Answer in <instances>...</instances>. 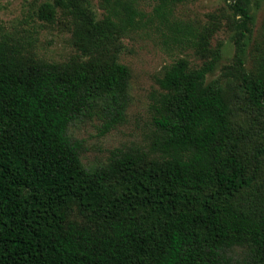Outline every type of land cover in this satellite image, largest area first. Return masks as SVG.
Masks as SVG:
<instances>
[{
	"label": "trees",
	"instance_id": "trees-1",
	"mask_svg": "<svg viewBox=\"0 0 264 264\" xmlns=\"http://www.w3.org/2000/svg\"><path fill=\"white\" fill-rule=\"evenodd\" d=\"M86 1L38 9L48 21L57 6L72 16L86 59L45 61L0 41V264H264V199L244 200L258 155L242 148L250 125L233 120L242 91L264 135V37L253 68L236 59L240 91L233 80L205 82L220 54L209 47L219 24L212 14L196 25L176 18L175 7L190 0H157L150 13L138 0H98L100 20ZM232 10L244 37L248 0ZM155 21L178 47L211 58L164 65L145 148L87 168L68 128L93 114L104 133L124 121L131 72L117 60V42Z\"/></svg>",
	"mask_w": 264,
	"mask_h": 264
},
{
	"label": "rangeland",
	"instance_id": "rangeland-1",
	"mask_svg": "<svg viewBox=\"0 0 264 264\" xmlns=\"http://www.w3.org/2000/svg\"><path fill=\"white\" fill-rule=\"evenodd\" d=\"M156 1L138 0L140 9L146 13L151 12ZM233 1L190 0L178 4L174 16L195 25L204 23L208 14L215 16L219 25L210 37L209 47L212 51L218 49L220 54L204 80H217L220 84L233 80L240 90V81L236 77V59L240 55L243 68H253L255 56L263 44L264 0H248L251 21L248 23L250 30L245 32L244 37L239 34L240 19L232 10ZM45 2L53 0H0V41H7L19 48L21 53L45 61L86 59L87 55L76 45L74 21L70 14L57 6L52 21L38 16L39 7ZM86 4L93 11L95 20L103 17L98 0H87ZM167 36V30L158 27L155 21L131 31L117 42V60L126 64L131 72L124 121L104 133L101 120L93 114L75 120L68 128L69 135L81 141L80 158L87 168L94 169L106 164L113 153L136 147L145 148L155 129L150 105L154 91L159 89L156 77L160 76L164 65L181 56L187 57L193 66L201 65L204 60L211 58L210 52L200 56L193 49L178 47ZM239 48H242V52H239ZM242 96L241 91L234 106L233 120L241 130L250 125L242 148L250 156L258 155L255 168L259 172L252 185L245 189L244 200L248 202L253 195L264 199V180L261 174L264 163L260 156L262 151L259 153L264 146V135L253 126L252 106ZM252 167L253 163L250 165ZM233 255L241 263L243 249L236 248Z\"/></svg>",
	"mask_w": 264,
	"mask_h": 264
}]
</instances>
